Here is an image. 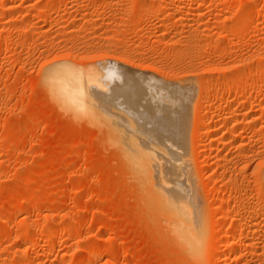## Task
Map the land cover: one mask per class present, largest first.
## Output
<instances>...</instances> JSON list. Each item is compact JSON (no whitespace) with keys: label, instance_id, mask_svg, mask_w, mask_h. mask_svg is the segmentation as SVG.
<instances>
[{"label":"rangeland","instance_id":"374dc122","mask_svg":"<svg viewBox=\"0 0 264 264\" xmlns=\"http://www.w3.org/2000/svg\"><path fill=\"white\" fill-rule=\"evenodd\" d=\"M67 61L129 74L104 93L194 82L199 257L150 210L111 93L97 116L53 93ZM263 177L264 0H0V264H264Z\"/></svg>","mask_w":264,"mask_h":264},{"label":"bare ground","instance_id":"6f19581e","mask_svg":"<svg viewBox=\"0 0 264 264\" xmlns=\"http://www.w3.org/2000/svg\"><path fill=\"white\" fill-rule=\"evenodd\" d=\"M63 63H54L56 65L52 64V66L50 64L51 66H49L48 80L50 81L51 79L53 83L50 84L57 87L55 90H52L53 93L57 91L61 97L59 99L60 102L64 100L65 103L63 104L72 106V109L74 108L73 111L76 110L75 112H79V114L91 116L101 114V111L97 114L96 111L99 109L96 108L97 106L103 107L102 114L105 113L103 111L105 109L111 111L114 109V101L117 100L115 104L117 103L118 106L115 105V108L119 109L121 105L120 110H116L118 111L117 113L120 116L127 112L123 118L125 117V121L132 123V125L128 126L127 122L124 124L127 125V128H131V134L133 132V135L141 139L137 141L124 140L125 146L123 148L130 165L133 166L132 169L135 170L136 168L135 172H138V175L140 174L143 180L147 182L145 184H148L144 185L148 187L149 191L148 193L146 192L149 196H146V198H149L150 210L152 212L155 211L156 215H158V212L159 216L161 215L163 219L164 217L166 218L169 222L167 225L169 230L167 232L169 231L172 239L184 247L185 252L187 251L191 254L189 255L186 252L187 255L192 258L193 256L199 257L203 241L202 201L199 200V194L197 195L196 180L193 181L195 184L192 183V180L196 177H193L191 171L193 166L190 163V158H187L188 153H186L189 150L187 141L189 138L188 109L190 108L189 102L191 101L190 88H193L192 84L194 82L192 84H188L189 81L187 84H182V82L178 84L176 82L165 85V87L156 83L154 85V81L151 84L150 82L146 83L147 86H144L145 84L132 85L131 80L130 83L126 81V79H129V74H123V72L121 74V70L116 67H107L108 63L102 65L104 68L97 69H94V66L92 68H89V66L88 69L83 66L80 68V66H75V63H68V61L67 65L66 62ZM60 65L65 66L60 67ZM123 77H126L123 87L115 85L112 88V93H104L105 89L110 90L111 82L116 83L118 80L122 82ZM55 86L53 87L55 88ZM110 93L111 95H108L110 101L108 105L111 107L113 105L111 110L109 107L107 109V103L102 101V98ZM169 97L171 99H168ZM112 99L115 100H113V104L111 105ZM146 101H150L149 106H147ZM93 104L96 105L94 107L97 110L93 108ZM122 110H125V113L121 112ZM95 112L97 115L94 114ZM110 113L108 112V115ZM100 116L104 117V115ZM115 116H118V114ZM120 120L122 121V118ZM117 121L119 122L118 119ZM117 125H120V123ZM120 129H122L121 126ZM127 131L125 130V132ZM120 142L122 143V141ZM187 148L188 150L185 151ZM192 177L193 179L191 180ZM144 188L146 189V187Z\"/></svg>","mask_w":264,"mask_h":264}]
</instances>
